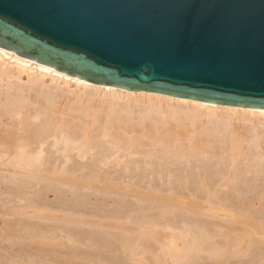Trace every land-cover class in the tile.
Here are the masks:
<instances>
[{"label":"bare ground","instance_id":"1","mask_svg":"<svg viewBox=\"0 0 264 264\" xmlns=\"http://www.w3.org/2000/svg\"><path fill=\"white\" fill-rule=\"evenodd\" d=\"M23 78L28 81L26 84L20 83ZM47 80L48 83L56 81L68 86L66 92L73 96V100H69L66 94L63 97L46 90L45 87H35L36 83L43 84ZM61 97H63V102L60 104ZM97 100L99 102L95 104ZM134 103L138 109L142 104L145 105L137 116L133 113ZM101 115H104L106 119L104 125L100 124L104 118L102 120L98 118ZM91 134H96L97 138L101 137L106 140L101 143V161L96 158L93 165L97 166V163L101 162L102 167L107 164L103 156L104 152L117 153V158L121 155H142L139 161L129 163L127 170H133V168L136 170L137 167H145L141 168L143 170L155 168L154 172L160 182L176 184L177 189L168 194L170 197H159L158 199L167 201L166 206H169L166 209L169 211L176 205L185 208L184 211H190V213L200 210L195 206L197 204L191 205L188 201L180 199L186 194L184 187L187 185H194L204 191L209 186L217 184L220 188L232 190L227 197L230 198L233 195V198L238 199L239 202L247 196L252 201L254 199L264 200V111L249 110L245 107L238 109L218 104L202 105L196 100L174 99L151 92H134L107 85H95L0 48V156L6 159V155L10 154L11 158L7 159V161L10 159L8 168L13 170L22 168L23 170L25 169L23 166L33 168L35 166L36 168L40 165L50 167L55 162L57 164L59 159L53 163L55 158L53 160L50 157L44 159L41 156L43 151L41 146L46 144L48 138L51 137H54L53 141L57 145L62 142L60 145H63L59 147V150L62 149L61 152L64 153L62 159L65 157L71 159L70 153L73 152V147L79 150L83 158L96 147L95 139ZM56 150H58L57 146ZM94 152L97 153V151ZM117 158L113 160L114 163H117ZM7 166L5 165V168ZM33 170V179L36 177L35 179L40 178L41 181L49 178L38 173V170ZM51 178L65 180L63 174L49 179ZM128 178L139 184L147 180L145 174L128 175ZM151 179L156 180L154 176ZM217 194L219 195L218 192ZM199 196L201 197V194L197 192L195 198ZM164 211V215L160 214L162 218H165L169 212L165 209ZM201 211L202 214L205 212L208 216H212L214 209L205 208ZM45 216L50 218L51 214H45ZM53 216L51 219L57 218ZM170 217L172 218L171 215ZM82 221L84 220L80 222ZM166 225L168 228V223ZM253 226V224L248 225L249 228ZM114 228L116 225L115 227L113 225ZM254 229L252 234L261 235L263 240L264 233L261 234L258 230L257 233V228ZM121 232L124 234L123 232L130 231ZM224 233L228 234V232ZM118 237L120 242L125 239L121 233ZM207 239L206 233L201 232L194 247L197 251L205 250L211 255L215 249L211 250L213 247L210 243L208 244ZM227 239L229 240V236L224 234L222 240L228 243ZM242 239L238 238L239 241ZM173 242L174 239L167 242L165 240V254H163L176 259L174 255L179 252L175 247L171 249ZM241 242L238 243L242 244ZM122 245L123 248L127 247V240H124ZM191 250L195 252L194 248ZM134 253L131 255H135Z\"/></svg>","mask_w":264,"mask_h":264},{"label":"rangeland","instance_id":"2","mask_svg":"<svg viewBox=\"0 0 264 264\" xmlns=\"http://www.w3.org/2000/svg\"><path fill=\"white\" fill-rule=\"evenodd\" d=\"M26 81L23 78L20 83L26 84L28 82ZM49 82L47 80L43 84L34 85L36 88L45 87L56 95L63 97L65 94L68 95L66 92L68 86L56 81ZM63 97L59 99L60 104ZM68 97L69 100H73L71 94ZM98 102L97 100L95 104ZM143 104L139 109L135 103L133 104V113L136 116L144 109ZM101 116H98L100 120L104 118V115ZM105 122L104 118L100 124L104 125ZM91 136L95 139V149L81 158L79 150L73 147L71 159L65 157L67 160L62 159L64 153L61 152L62 149L59 150L62 142L58 143V146L53 141L54 137L48 138L46 144L41 146L43 150L41 156L44 159L55 158L53 163L59 159L57 164L55 162L50 167L23 166L25 169L19 168L17 171L7 166L10 154L6 155V159L0 156V264H264V239L262 240L259 234L254 233L256 236L252 234L254 228H257V233L258 231L264 233V200L252 201L247 196L239 202L233 195L227 197L232 190L230 192L226 188L218 187L217 184L209 186L204 191L194 185H187L184 187L186 194L180 199L188 201L191 205L197 204L195 206L200 210L190 213L176 205L174 206L176 209L171 207L172 210L169 211L166 209L169 206H166L167 201L158 199L170 197L168 194L177 189L176 184L160 182L154 172L155 168L143 170L141 168L145 167H137L136 170L134 168L127 170L128 164L139 161L142 155H121L117 158V153L104 152L107 164L102 167L101 162L97 163V166L93 165L96 158L101 161V143L106 140L97 138L96 134ZM115 158L118 159L117 163L113 162ZM4 159L6 164L3 162ZM33 169L49 178L63 174L65 180L47 178L40 181V178L37 180L36 177L33 179ZM137 174H145L147 180L140 184L129 180L128 175ZM152 176L156 178L155 181L151 179ZM197 192L201 197L195 198ZM141 194L142 196H138ZM205 208L214 209L213 215L200 213ZM164 209L169 212L162 218ZM49 213L50 218L45 216ZM52 216L57 218L51 219ZM158 218L161 219L159 223ZM81 220H84L83 223ZM252 224L253 228L252 226L249 228L248 225ZM113 225L114 227L116 225V228L113 229ZM121 231L130 232L122 234ZM201 232L206 233L208 244L212 245L211 250L215 249V254L209 255L205 250L195 249L194 245ZM120 233L125 238L121 239L127 240L128 246L125 248L122 245L123 241L120 242L118 237ZM224 234L229 236L228 243L222 240ZM240 235L242 236L239 237ZM237 237L243 239L239 241ZM172 238L174 242L171 243L173 245L171 249L175 247L180 253L174 255L176 259L164 255L165 240L173 241ZM191 248H194L195 252ZM133 253L135 255H131Z\"/></svg>","mask_w":264,"mask_h":264},{"label":"water","instance_id":"3","mask_svg":"<svg viewBox=\"0 0 264 264\" xmlns=\"http://www.w3.org/2000/svg\"><path fill=\"white\" fill-rule=\"evenodd\" d=\"M0 48L95 85L264 111V0H0Z\"/></svg>","mask_w":264,"mask_h":264}]
</instances>
